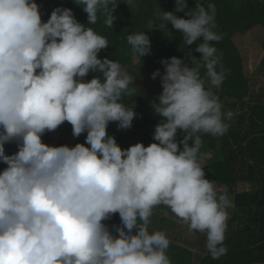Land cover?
I'll use <instances>...</instances> for the list:
<instances>
[{
	"label": "clouds",
	"instance_id": "9594fccd",
	"mask_svg": "<svg viewBox=\"0 0 264 264\" xmlns=\"http://www.w3.org/2000/svg\"><path fill=\"white\" fill-rule=\"evenodd\" d=\"M175 3V11L160 13L161 28L171 25L202 55L160 61L164 74L151 76L162 87L158 103L151 102L160 118L155 142L122 149L107 129L131 128L135 106L122 100L137 87L119 62L98 58L107 38L71 9L57 7L44 22L36 0H0V163L7 166L0 172V264H171L167 234L149 231L159 206L190 232L206 234L213 259L227 254L234 205L206 178L200 152L202 135L223 136L234 115L214 91L225 79L213 46L222 36L214 31V4L185 12L187 0ZM78 4L87 24L102 14L113 27L116 0ZM127 43L137 59L151 54L146 33L127 36ZM90 73L99 75L87 80ZM65 122L74 138L86 133L84 143L45 144L43 136ZM9 143L18 149L12 155ZM116 214L120 225L109 228L105 222Z\"/></svg>",
	"mask_w": 264,
	"mask_h": 264
},
{
	"label": "trees",
	"instance_id": "16d2710c",
	"mask_svg": "<svg viewBox=\"0 0 264 264\" xmlns=\"http://www.w3.org/2000/svg\"><path fill=\"white\" fill-rule=\"evenodd\" d=\"M44 1L48 9L47 19H42L44 22L57 7L71 9L78 22L85 27L93 28L98 34L107 38L109 47L102 50L98 58L119 62L125 70L126 66L132 63L139 67L135 85H132L137 87L136 95L124 96L122 100L126 107L135 106L137 117L129 129L119 130L116 123H111L107 131L109 135L115 137L122 149H127L136 143H143L147 147L155 142L154 129L160 118L153 117L152 108L146 109L143 104L144 98H157L162 92L160 77L153 80L152 73L159 70L161 75L164 74V66L160 63L162 59L176 57L186 60L189 51L197 59L202 55L195 52L197 46L195 43L190 46L185 45L181 33L176 32L171 25L167 29L161 28L162 21L159 15L162 12L175 11V0H116L118 5L113 12L116 19L111 28L105 25L102 14H98L96 24H87V13L83 11V5L78 4V0ZM197 3L205 7L211 3L216 9L214 31L220 34L222 39L213 42V46L217 48V55L225 70V79L220 88L214 91L223 105L222 110H226L223 101L227 98L256 102L264 106V0H187L188 7L185 12L194 11ZM176 14L180 18H188L185 13ZM136 33H146L151 42V54L140 59L133 56L131 47L127 43V36ZM203 73L202 68L201 74ZM97 75L99 74L90 73L86 79L91 80ZM145 81H147L146 85ZM183 135L179 133L177 141L182 139ZM85 137L86 133L74 138L71 125L65 122L56 131L46 133L42 140L49 146L72 147L76 143H84ZM241 137V134L235 133L224 138L226 147L231 145L232 139L238 144L237 152L243 156V164L239 168L233 164V153L229 155L224 153L222 157L226 159L219 158L218 162L201 164V166L205 170L206 178L214 183L215 188H228V191L235 196V208L238 214L250 211L253 229L256 231L260 228L262 234L252 240L254 246L252 250L244 251L242 247H237L219 259L207 257L202 264H210L212 261L222 262L228 257L231 259L233 257L234 260L232 259L231 262L236 264H264V243H262L264 241V144L260 142L264 139H257L254 136L243 145L244 143L239 141ZM213 138L211 135H202L201 153L207 149H214L216 152L212 143ZM17 150L15 143L5 145L6 155H12ZM6 167L5 164L0 163V172ZM105 223L109 228L113 225L119 226V215H114ZM168 252L169 255L171 254L170 256L167 254L171 264H191L185 258L186 253L189 258L191 257L189 252H180L172 245L169 246Z\"/></svg>",
	"mask_w": 264,
	"mask_h": 264
},
{
	"label": "rangeland",
	"instance_id": "374dc122",
	"mask_svg": "<svg viewBox=\"0 0 264 264\" xmlns=\"http://www.w3.org/2000/svg\"><path fill=\"white\" fill-rule=\"evenodd\" d=\"M134 65L136 64H128L126 66V71L130 75L134 76L135 81V79L137 78L139 67ZM146 84L147 81H145V85ZM154 100L158 103V100L156 98H144L143 104L145 108L151 109V102ZM223 102L226 107V110L224 112H233V118L231 120H225V123L229 125L227 132L223 136L213 138L212 143L216 149V152L214 151V149H207V151L202 152V154L204 155V159L201 161V164L207 165L210 162H218L219 158L226 159V157H222L224 156V153H227V155L233 153V164L237 168H239L243 164V156L237 152L238 144L234 141L235 139H232L231 145L226 147L224 144V138L229 137V135L239 133L242 135L239 141H242L244 143L243 145H245L247 141L250 140L249 138L254 136L257 137V139H264V106L263 104H258L256 102L242 101L235 98H227L224 99ZM151 110H153V108ZM152 116L157 117L154 113L152 114ZM260 142H263L264 144V141L260 140ZM204 147L206 148V146ZM231 150H233V152H231ZM250 163L252 164L251 161ZM222 189L224 193L228 192V188ZM218 192L221 191H219L218 189L217 193ZM185 225L186 224L179 222V219L176 218L169 209L165 208L164 206H159L153 211V216L151 217L150 223V231H164L167 234L168 238L170 240H173V236L171 237L170 235L175 234L177 235V237H181L182 233L184 232ZM189 238L190 237L188 235L184 234V239H187L189 241Z\"/></svg>",
	"mask_w": 264,
	"mask_h": 264
},
{
	"label": "crops",
	"instance_id": "0c3cea01",
	"mask_svg": "<svg viewBox=\"0 0 264 264\" xmlns=\"http://www.w3.org/2000/svg\"><path fill=\"white\" fill-rule=\"evenodd\" d=\"M222 188L224 187L216 188V191L218 189L219 191H221L218 192V194L224 193ZM226 193L228 194L234 205L233 207L228 209L229 219L227 221V231L225 233L226 239L224 241V245L227 247V252L237 247H242L244 251L252 250L254 248L252 240L255 238H259L262 234L260 233V228L256 231L253 229V223L251 221V216L249 215L250 211L243 214L242 212H239L238 214V211L235 208V196L229 193V191ZM261 214L262 212H260V215ZM179 222L183 223V221L181 220H179ZM184 234L190 237L189 241L187 239H184ZM170 236H173V240H170V245L177 247L180 252L187 251L190 253V258L188 257L187 253L185 255L187 262L189 260L191 264H202L204 259L210 257V254L205 247L206 234L190 232L188 226L185 225L184 232L182 233L181 237H177V235L175 234H171ZM262 243H264V241ZM167 254L169 255V252ZM228 256L230 255L228 254ZM232 259L231 257H228L223 259L222 262L212 261L210 264H236L234 262H231Z\"/></svg>",
	"mask_w": 264,
	"mask_h": 264
},
{
	"label": "built area",
	"instance_id": "2783aa9c",
	"mask_svg": "<svg viewBox=\"0 0 264 264\" xmlns=\"http://www.w3.org/2000/svg\"><path fill=\"white\" fill-rule=\"evenodd\" d=\"M36 3L39 6V11L41 13L42 19L43 20L47 19L48 9H47L45 1L44 0H36Z\"/></svg>",
	"mask_w": 264,
	"mask_h": 264
}]
</instances>
